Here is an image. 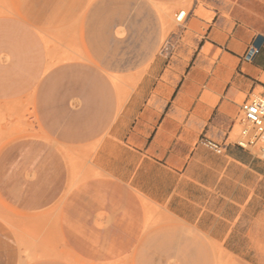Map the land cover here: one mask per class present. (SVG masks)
I'll use <instances>...</instances> for the list:
<instances>
[{
	"label": "crops",
	"instance_id": "0c3cea01",
	"mask_svg": "<svg viewBox=\"0 0 264 264\" xmlns=\"http://www.w3.org/2000/svg\"><path fill=\"white\" fill-rule=\"evenodd\" d=\"M206 3L214 17L200 20L202 34L193 33L194 46L186 47L191 60L179 73L163 61L154 63L100 145L88 147V156L116 184L164 208L233 257L263 263L264 254L254 247L257 232H264V158L239 147L234 129L246 98H264V47L253 62L243 60L252 40L264 35V0ZM85 114L90 144L96 120L89 105ZM41 118L42 131L0 152V194L25 212L67 216L64 230L86 232L74 234L72 245L91 247L94 214L91 208L82 211L76 175L81 111L69 109L65 121L49 112ZM102 231L109 240L111 228Z\"/></svg>",
	"mask_w": 264,
	"mask_h": 264
},
{
	"label": "rangeland",
	"instance_id": "374dc122",
	"mask_svg": "<svg viewBox=\"0 0 264 264\" xmlns=\"http://www.w3.org/2000/svg\"><path fill=\"white\" fill-rule=\"evenodd\" d=\"M181 10L190 14L183 24ZM213 17L206 0H0V152L42 131V112L65 121L69 109H80L76 175L82 211L91 208L96 227L95 245L73 246V235L86 232L64 230L67 216L25 212L0 194V264H247L116 184L90 164L87 150L100 145L154 63L180 72L193 33L202 34L200 20ZM87 105L96 120L90 144ZM257 234L254 249L264 254V232Z\"/></svg>",
	"mask_w": 264,
	"mask_h": 264
},
{
	"label": "built area",
	"instance_id": "2783aa9c",
	"mask_svg": "<svg viewBox=\"0 0 264 264\" xmlns=\"http://www.w3.org/2000/svg\"><path fill=\"white\" fill-rule=\"evenodd\" d=\"M190 14L181 10L176 21L186 23ZM264 47V35L256 36L243 56L245 62H253ZM235 143L244 149H251L264 158V98L250 94L242 103L241 113L234 129Z\"/></svg>",
	"mask_w": 264,
	"mask_h": 264
}]
</instances>
